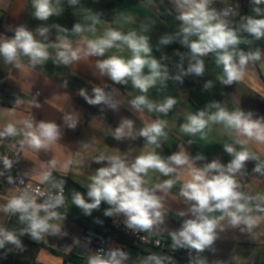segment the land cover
Returning <instances> with one entry per match:
<instances>
[{
    "label": "clouds",
    "instance_id": "clouds-1",
    "mask_svg": "<svg viewBox=\"0 0 264 264\" xmlns=\"http://www.w3.org/2000/svg\"><path fill=\"white\" fill-rule=\"evenodd\" d=\"M214 2L171 0L179 30L163 35L156 50L173 42H179L188 49L187 53H175L180 57L175 74H170L167 64L163 62L168 59L167 56L157 59L153 55L150 37L146 34L148 24L141 25L139 30L126 32L108 28L102 35L96 36V26L101 22L102 14L91 9L87 10L85 16L86 24L77 22L71 30L53 25L58 33L67 34L70 31L72 35L80 37L75 46L67 35L59 34L55 43H48L49 27H38L34 33L20 25L15 28L12 37H0V58L5 64L19 67L20 58L27 57L28 63L35 68L51 58L49 49L54 48L53 63L67 66L83 58L105 57L113 49L117 52L127 49L129 57L112 54L97 59L95 66L99 74L116 84L127 85L131 82L132 87L139 90L141 94L129 102L135 111L143 113L147 110L148 113L167 116L177 104L176 98L167 96L161 101H154L147 95L150 89L158 85L166 87L169 80L183 83V78L189 75L203 76L205 58L209 54H212L215 67L220 70L216 73V81L222 86H231L243 80L250 68L264 58V50L256 46L257 42L264 40V0H250L253 15L242 16L239 22L233 19L239 16L238 4H226L217 10L212 6ZM63 3L64 0H32V15L46 22L63 13ZM80 3L81 0H67L69 6ZM126 20L134 22L132 17H126ZM84 33H91L94 38ZM185 59L188 61L187 68L184 67ZM213 86L212 80L203 85L206 90ZM79 94L90 105H104L118 110L119 102L103 87H94L91 96L84 89ZM66 119L72 121L68 126L75 128L73 118L68 116ZM213 126H222L229 137L243 139L236 138L234 143L223 144L224 151L231 157L226 164L217 158L200 166L198 162L205 160V157L200 153L191 156L182 145H178L179 151L170 156L159 154L157 149L161 148L162 141L168 136L167 120H150L137 130L133 120L122 118L110 132L112 137L117 141L143 137L151 150L131 161L123 154L100 152L94 162L103 166L88 176L87 199L82 192L74 191L71 203L85 215H91L102 202L106 203L109 207L104 211L105 216H122L126 228L134 233L158 234L168 231L166 227L161 228L165 224L164 199L179 183L178 195L187 209L176 213L184 218L181 227L168 231L171 248L187 249L194 253L190 264H208L201 254L206 250L215 251L213 245L226 226L251 234L264 221V193L245 191L240 183V178L248 175L246 166L250 161L255 162L252 172L264 176V159L246 147L250 142L264 145V116L241 108L229 110L222 102L212 101L205 108L188 113L180 124V131L188 137L204 140ZM21 133L24 142L36 151L48 149L60 138L58 125L44 121L37 124L25 121L22 129L8 123L0 130V138L16 137ZM187 143L191 145L194 140L189 139ZM0 162L5 170L10 171L13 167V160L8 156H0ZM51 166L55 167V163L52 162ZM150 172L159 173L160 176L156 177L157 182L152 186H147L146 178ZM2 176L4 171H0ZM160 177L165 179L161 180ZM7 180L13 183L11 176ZM40 182L50 184V190L45 192L40 188L30 189L29 186L0 205V212L18 215L19 222L25 225L19 234L0 226V249L12 245L23 251L21 236L28 235L33 240H40L45 235L60 232V225L53 221L63 219L58 209L66 202L64 181H56L50 171H44L40 174ZM37 197H43L42 202L38 203ZM129 258V253L121 248H110L90 256L88 264H126ZM140 264H175V261L171 256L153 253L144 257ZM216 264L222 262L217 261Z\"/></svg>",
    "mask_w": 264,
    "mask_h": 264
},
{
    "label": "crops",
    "instance_id": "crops-1",
    "mask_svg": "<svg viewBox=\"0 0 264 264\" xmlns=\"http://www.w3.org/2000/svg\"><path fill=\"white\" fill-rule=\"evenodd\" d=\"M239 5L237 11L239 16L233 18L239 22L240 17L253 15L250 0L246 2L236 1ZM64 8L60 16H53L48 21H39L34 18L32 12V0H0V37H12L15 28L20 25L26 26L35 33L38 27H49L48 43L56 42L57 35H67L75 46L80 37L72 35L71 32L58 33L53 25L71 30L72 26L80 22L88 23L85 20L87 10L101 13V22L96 26V36L108 28H115L121 31L131 29L139 30L141 25L148 24L149 30L146 33L150 37V44L153 47V55L160 59L167 56L163 61L167 64L170 74H175L176 64L180 57L176 52L187 53L188 49L179 42L159 47L158 41L165 34H174L179 30V21L175 19V11L171 0H81L77 6H69L67 0L62 4ZM132 17L134 22L126 20ZM83 35L94 38L91 33ZM39 38V37H37ZM264 50V40L257 42V45ZM241 47H245L241 45ZM247 50V49H245ZM51 58L43 65L31 67L27 57H21L19 67L5 64L0 58V130L8 123H14L18 129L24 127L25 121L37 124L40 121L56 123L60 130L59 140L48 149L39 151L31 149L24 142L23 134L16 137H8V144L1 152L12 148L20 149L22 153L21 167L24 175L32 182L43 185L50 190V184L40 182V174L50 171L52 178L56 181H64L66 190L65 205L58 211L63 219L53 221L60 225V232L56 235H45L40 240H33L30 236L24 235L20 239L24 250L20 251L12 245H6L0 249V264H88V258L93 251L84 248L80 243V236L84 229L92 228L100 232H109L107 222L109 216L104 211L109 207L101 203L98 210H93L91 215H85L81 209L71 203L74 191H80L87 199L88 176L103 165L96 164L94 158L100 152L106 154H123L131 161L137 155L151 150L146 145L143 137L137 139L115 140L110 132L120 123L122 118L134 121V127L138 130L145 123L154 119L168 121V136L162 141L160 149H157L163 157L170 156L179 151L178 145L195 156L198 153L205 157V160L198 162L202 166L206 162L219 158L221 163L226 164L231 157L224 151L223 144L234 143L236 138L225 134L222 126H213L204 140L199 137H188L180 131V124L184 117L190 112H196L212 101L222 102L229 110L241 108L244 111H252L257 116H264V58L254 65L243 80L231 86H222L216 81V73L220 70L215 67L214 58L209 54L205 58V74L203 76L189 75L183 78V83L173 80L167 81L166 87L159 85L148 92L150 99L161 101L164 97L176 98L177 104L167 116L159 113H143L135 111L130 100L140 95L139 90L132 87L131 82L127 85L116 84L107 76H101L96 68L97 59L106 58L108 55L118 54L129 57L127 49L117 52L113 49L106 53L105 57L83 58L71 65H57L53 63L55 49H49ZM187 59L184 67L187 68ZM147 72V69H145ZM208 80L214 82L210 90L204 89L203 85ZM65 82L66 86H65ZM94 87H103L110 92L113 98L119 102L118 110L110 109L104 105H90L79 94L84 89L89 96L92 95ZM40 95H37V92ZM71 116L76 122L75 128L68 125L72 121L66 119ZM193 139L194 143L189 145L187 141ZM246 147L264 159V145L250 142ZM239 148V145H237ZM52 162L55 167H52ZM255 162L247 163L248 175L240 178L243 190L253 194L264 193V176L255 174L252 169ZM159 173H149L146 178L147 186H152ZM161 180L165 177H160ZM178 183L164 199L165 224L161 228L168 231L181 227L184 218L176 213L186 210L187 205L179 197ZM19 192L14 187L7 188L0 198V205H3L7 198ZM187 218V217H185ZM99 221V222H97ZM0 226L19 234L25 227L19 222L18 215L13 216L0 212ZM168 231L161 233H150L156 236H163L170 239ZM112 232L114 236L113 247L122 245L124 251L129 253V260L126 264H140V261L147 255L157 253L171 256L175 264H187L177 255L168 254L165 251L151 247H131L127 240L119 234ZM171 240V239H170ZM213 247L215 251H209L208 264H264V221L260 222L253 233L241 232L239 229L225 227V231L219 233V238ZM77 254L80 259L71 257Z\"/></svg>",
    "mask_w": 264,
    "mask_h": 264
},
{
    "label": "built area",
    "instance_id": "built-area-1",
    "mask_svg": "<svg viewBox=\"0 0 264 264\" xmlns=\"http://www.w3.org/2000/svg\"><path fill=\"white\" fill-rule=\"evenodd\" d=\"M237 0H215L213 7L217 8V10L222 9L227 5H236ZM241 2H246L247 0H238ZM40 95L38 91L36 93ZM8 138H0V151L3 147L8 144ZM0 156H8L11 160H13L12 169L5 170L2 162H0V171H4V176L0 177V198L3 195L4 191L9 187H14L18 192L24 190L25 188L35 189L40 188L41 191H49V189L45 188L43 185L34 183L30 181L23 173L21 167L22 153L18 148L9 149L6 152H1ZM11 176L13 178V183H9L7 177ZM66 194V190L64 189V196ZM43 197H37V202H42ZM59 210V209H58ZM107 226L110 231H113L119 234L122 238L127 240L128 244L131 247H151L154 249L162 250L167 252L168 254L177 255L180 259L185 261L187 264H190V259L195 255L191 253L187 249H176L173 250L171 248V240L167 239L163 236H156L149 233H134L132 230L126 228L124 224V218L122 216H111L108 219ZM100 232L98 230L92 228L84 229L83 233L80 236V243L84 248H89L93 251L92 255H96L98 252H106L110 248H121L124 247L122 245L113 247L114 236L112 232ZM208 253L209 251H205L202 253V257L206 258L208 261Z\"/></svg>",
    "mask_w": 264,
    "mask_h": 264
},
{
    "label": "water",
    "instance_id": "water-1",
    "mask_svg": "<svg viewBox=\"0 0 264 264\" xmlns=\"http://www.w3.org/2000/svg\"><path fill=\"white\" fill-rule=\"evenodd\" d=\"M71 257H72V258H75V259H80V258H81V257H79L77 254H74V253L71 254Z\"/></svg>",
    "mask_w": 264,
    "mask_h": 264
}]
</instances>
